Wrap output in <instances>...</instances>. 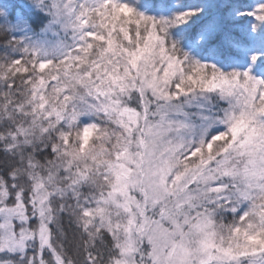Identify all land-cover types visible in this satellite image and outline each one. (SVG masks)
I'll list each match as a JSON object with an SVG mask.
<instances>
[{"label": "snow or ice", "instance_id": "1", "mask_svg": "<svg viewBox=\"0 0 264 264\" xmlns=\"http://www.w3.org/2000/svg\"><path fill=\"white\" fill-rule=\"evenodd\" d=\"M0 264H264V0H0Z\"/></svg>", "mask_w": 264, "mask_h": 264}]
</instances>
